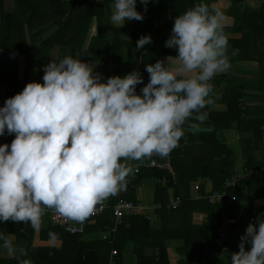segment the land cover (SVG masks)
I'll return each mask as SVG.
<instances>
[{
  "label": "crops",
  "instance_id": "obj_1",
  "mask_svg": "<svg viewBox=\"0 0 264 264\" xmlns=\"http://www.w3.org/2000/svg\"><path fill=\"white\" fill-rule=\"evenodd\" d=\"M33 2L39 9L35 17L44 15L39 26L30 30L27 24L23 28L20 24L14 25L12 35L7 36L6 49L0 46V107L7 98L21 92L27 83H43L44 65L54 53L61 58L71 55L90 65L95 64V72L101 73L105 80L139 70L144 77L143 84L137 85L139 94L149 79L145 65L177 54L176 50L165 47L174 17L199 0H150L146 12L137 0V11L144 19L128 20L122 27L109 24L113 0ZM209 2H218L225 11L231 68L211 82L215 102L202 110L207 113L206 118L201 122L193 114L185 127L196 125L190 128L206 129L204 133L215 132L235 156L229 159L224 154L212 153L209 145L200 140L198 134L202 132H190L192 135H187V144L182 136L179 146L172 151V163L165 178L145 177L124 188V196H134L136 202L143 203L145 212L150 214L148 217L128 215L117 225L110 212L89 221L80 240L90 245L85 254L91 263L109 259L112 251L117 250L123 264H203L204 249V252L209 251L211 263L231 264V254L239 251L240 237L251 223L250 218L264 212L261 190L264 186V0ZM60 3L74 6L77 14H72L71 24L62 29V40L44 47L42 44L60 29V26L52 25V9ZM16 6L17 0H4L6 13L14 14ZM94 17L99 24L97 34L93 31ZM2 20L0 11V44ZM148 35L152 43L136 51L138 39ZM260 124V132H257ZM13 139L14 134L6 133L0 136V145ZM155 156L128 162L146 163ZM234 178L239 179L238 185L231 187L229 192L234 189L238 199L227 206L234 221L232 240L225 249H216L214 237L220 220L219 205L199 199L195 185L200 181V193L208 195ZM111 197L107 198L109 207ZM176 198L182 200L181 206L170 209L169 204ZM53 211L45 210L41 227L31 242L18 241L14 232L20 224L31 227L30 224L13 222L10 229V222L0 223V232L13 236L16 245L27 251L25 258L30 259L31 264H62L69 254L77 252V245H69L62 234L51 230ZM51 248L53 257L49 259L32 254L34 249L48 252ZM0 264H17V261L0 250Z\"/></svg>",
  "mask_w": 264,
  "mask_h": 264
},
{
  "label": "clouds",
  "instance_id": "obj_2",
  "mask_svg": "<svg viewBox=\"0 0 264 264\" xmlns=\"http://www.w3.org/2000/svg\"><path fill=\"white\" fill-rule=\"evenodd\" d=\"M149 2L139 0L145 12ZM143 19L137 0H113L109 24ZM226 20L220 4L209 0L176 15L165 47L177 54L145 65L149 79L139 94V70L105 80L95 64L50 56L43 83H27L0 107V136L14 134L0 145V223L39 230L47 209L83 223L125 188L128 161L166 157L177 148L189 118L196 114L202 122V110L215 102L213 79L231 68ZM98 25L94 17L96 34ZM150 43V35L142 36L135 50ZM238 248L231 264H264V212L248 224ZM0 250L17 264H31L11 234L0 232Z\"/></svg>",
  "mask_w": 264,
  "mask_h": 264
},
{
  "label": "trees",
  "instance_id": "obj_3",
  "mask_svg": "<svg viewBox=\"0 0 264 264\" xmlns=\"http://www.w3.org/2000/svg\"><path fill=\"white\" fill-rule=\"evenodd\" d=\"M33 1L34 0H17V6H16V10H15L14 14H8L4 11V8H3L4 0H0V5H1L0 11L3 13V20H2V26H1L2 41L0 44V46L2 48H5V43L8 41L7 36L12 35L14 25L20 24V26L23 28L24 25L27 24L30 30H33L34 26H39L38 22L42 21L44 15L42 14L43 17H38V16L35 17L36 13L38 12L39 9H38V7L34 6ZM60 1L61 0H58V2H60ZM40 10L44 12L43 8H40ZM52 13L54 16L52 25H58V26H60V29L57 30V32L55 34H53L51 37H49L42 44L44 47L53 46L54 44H56L57 42L62 40V38H63L62 29H64V26L71 24L70 16L72 14H77V9H75L74 6L66 5V4L63 5L62 3H60L57 5L56 9H52ZM56 16H58V17H56ZM64 18H66V19L64 20ZM8 93L9 92L7 91V94ZM0 94H2L1 90H0ZM8 96H9V94H8ZM262 124H260L257 127V132H260V128H261ZM184 132L186 135H192V133H190V132H187V131H184ZM215 134H216L215 132H205V133L202 132V133H199L198 135L200 136L201 141H203L209 145L212 153H219L222 155L224 154L229 159L233 158L235 156L234 152L230 149H227L226 146L222 143L221 139H219ZM7 143L10 144L11 141H8ZM167 172H168V170L167 171H159L156 169L143 168L139 174L138 179L136 181H131L129 183H126V186L130 187L134 183H139L145 177L155 176V177H159V178H165ZM157 187H158L157 191H159L161 188L160 185H158ZM222 187H224V185ZM221 189H223V188H221ZM221 189H219V190H221ZM132 190L134 191V189H132ZM261 190L264 194V186L261 188ZM123 191H124V189L121 191H118L116 194L112 195L113 197H111V200H110L111 205L105 211L104 214H107L110 212H111V214H113V206L117 202V200L120 198H126L128 200L135 201L134 196H131V195L124 196ZM234 194H236V191L234 189H232L230 191V195L233 196ZM236 197L238 199V195ZM235 201L232 200V202H235ZM219 210H220V205H219ZM133 217H139V216H133ZM98 219H99V217H98ZM9 222L12 225L10 227V229H11L14 226V223L11 221H9ZM6 223H8V222H6ZM20 225L21 226L16 227L17 230L14 231L16 236H17L18 241H20V242H24V241L31 242V240H32V238L35 235L37 230H33V228L27 227V225H26V227H24L23 224H20ZM52 228L53 229H51V230L57 231L58 233L62 234L63 240H66L69 245H75V246L77 245L76 247H78L77 252L69 254L68 257L64 260V262L62 264H103V263L108 264L109 259H103V260L98 259L99 260L98 262H92V263L89 261V257L87 256V254H85L86 253L85 249H88V247L90 245H88L86 242L80 240V237L82 235L71 234V233L65 231L61 226L53 225ZM216 249H220V248L217 247ZM51 251H52V248L49 249L48 252H43L39 249L38 250L34 249L32 254L38 255L41 257H45V259H49V258L53 257L51 254ZM202 253H203V258H202V263H203L204 249H203ZM116 259H117V264H123V261H122V258H121V255L119 254V252H118V255L116 256ZM208 260L210 262L209 257H208ZM213 263L215 264L214 261H212V263L210 262V264H213ZM47 264H51V263L47 262Z\"/></svg>",
  "mask_w": 264,
  "mask_h": 264
},
{
  "label": "built area",
  "instance_id": "obj_4",
  "mask_svg": "<svg viewBox=\"0 0 264 264\" xmlns=\"http://www.w3.org/2000/svg\"><path fill=\"white\" fill-rule=\"evenodd\" d=\"M185 143L189 142V138L184 132ZM128 166L131 167L132 171L127 177L126 183L131 181H136L139 177L140 172L143 168L156 169L159 171H167L172 163V152L166 157L155 156L151 158L148 162L141 163H132L127 162ZM239 179L234 178L225 183L223 189L214 190L210 194L205 195L200 193L201 183L197 181L195 185V190L198 193L199 199H206L210 203H217L220 205V220L217 225L216 235L214 237V243L217 247L225 249L231 242L233 236V219L230 217L227 206L233 200L237 199L236 195L231 196L229 189L231 187L236 186ZM182 200L180 198H176L173 202L169 204L170 209H177L181 206ZM109 208V203L106 200L98 204L93 212V214L83 223H78L75 221L68 220L60 216L57 212L53 211L51 213V223L56 226H61L65 231L71 234L83 235L86 231V226L89 221L95 218H98ZM145 215L148 217L150 214L145 212V206L143 203L136 202L133 200H128L126 198H120L113 206V215L115 217V222L118 225L120 222L124 220V218L128 215L136 216V215ZM256 220V216H252L250 218V222L254 223ZM118 255L117 250H113L112 254L109 258L108 264H117L116 256ZM209 251L204 252V260L203 264H210L208 260Z\"/></svg>",
  "mask_w": 264,
  "mask_h": 264
},
{
  "label": "water",
  "instance_id": "obj_5",
  "mask_svg": "<svg viewBox=\"0 0 264 264\" xmlns=\"http://www.w3.org/2000/svg\"><path fill=\"white\" fill-rule=\"evenodd\" d=\"M185 131H187V132H203V131H206V129H203V128H195V129H193V128H190V127H185Z\"/></svg>",
  "mask_w": 264,
  "mask_h": 264
},
{
  "label": "rangeland",
  "instance_id": "obj_6",
  "mask_svg": "<svg viewBox=\"0 0 264 264\" xmlns=\"http://www.w3.org/2000/svg\"><path fill=\"white\" fill-rule=\"evenodd\" d=\"M223 134H224V133H222V137L224 136ZM201 143H202V142H201Z\"/></svg>",
  "mask_w": 264,
  "mask_h": 264
}]
</instances>
